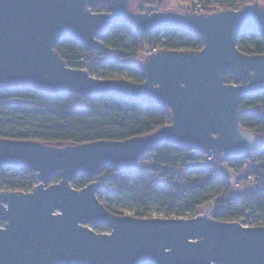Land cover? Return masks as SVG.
<instances>
[{"label": "water", "instance_id": "95a60500", "mask_svg": "<svg viewBox=\"0 0 264 264\" xmlns=\"http://www.w3.org/2000/svg\"><path fill=\"white\" fill-rule=\"evenodd\" d=\"M0 0V85L31 86L50 93L106 95L167 106L170 123L123 140L45 144L0 137V166L34 172L29 192L0 191V264H264V225L190 218L136 217L108 211L98 182L80 189L70 182L96 176L103 166L135 167L160 144L196 152L241 156L261 137L241 127L239 100L264 92V52L245 54L237 38H264V6L212 13L160 10L152 3L135 11L130 0ZM118 20L137 32L174 27L199 36L197 51L160 50L141 63L142 82L97 78L65 65L53 47L72 38L88 50ZM227 71L244 84L223 81ZM57 173L59 181L50 183ZM107 225L97 232L91 226Z\"/></svg>", "mask_w": 264, "mask_h": 264}, {"label": "trees", "instance_id": "16d2710c", "mask_svg": "<svg viewBox=\"0 0 264 264\" xmlns=\"http://www.w3.org/2000/svg\"><path fill=\"white\" fill-rule=\"evenodd\" d=\"M197 1L207 6L217 3L219 9H234L252 0ZM257 1L264 6V0ZM147 3H153V0ZM155 5L160 10H167L161 3ZM177 8L174 10L190 12L189 5ZM90 9L97 13L107 12V0H99L90 5ZM215 11L210 10L211 13ZM99 43L100 47L88 50L74 39L64 38L53 49L68 67L86 70L97 78H122L139 83L144 80L142 60L139 59L141 53L153 49L197 51L203 45L198 35L174 27L137 32L122 20L112 23L99 37ZM236 46L245 54H260L264 52V38L256 32H247L237 38ZM223 81L244 84L246 78L227 71ZM239 104L241 127L259 134L261 144L223 162L234 172H241L242 161L251 160L250 175L257 186L252 194L232 197L229 178L218 162L206 160L202 152L171 143L147 151L132 169L103 166L96 176L90 178L80 174L70 184L80 189L93 180L97 181L98 200L115 214H124L117 207L125 205L132 207L130 215L148 217L147 202L153 199L159 206L157 212L163 210L190 218L199 206L214 201L210 216L215 220L239 222L245 218L253 220L255 225H264V112L261 111L264 110V92L243 95ZM168 123V107L156 103L0 85V137L3 138L55 145L123 140L147 134ZM144 159L149 160L146 172L151 174L150 183L140 175V163ZM58 181L59 175L55 173L50 183ZM35 185L33 171L25 167L0 166V191L29 192ZM91 227L97 232L109 231L107 225Z\"/></svg>", "mask_w": 264, "mask_h": 264}, {"label": "rangeland", "instance_id": "374dc122", "mask_svg": "<svg viewBox=\"0 0 264 264\" xmlns=\"http://www.w3.org/2000/svg\"><path fill=\"white\" fill-rule=\"evenodd\" d=\"M147 1H142V0H130V3L132 4V6L135 8V11H139V9H143L145 4L148 2ZM191 0H153L154 5L158 2L161 3L162 7L167 9V10H171V9H178V6H185V5H189ZM152 3V4H153ZM125 75V74H122ZM264 112V110H261ZM149 163L148 159H144L141 161L140 163V175L143 178V180L146 183H150L151 182V174H149L148 172H146V165ZM218 163L220 164V167L222 168V170L224 171V173L228 176L229 178V182H230V195L234 198H242L245 195H249L252 194L256 189L257 186L255 184L254 181H245L242 182L240 186H235V178H236V173L234 172L233 169L228 166L225 163H221L220 161H218ZM104 203L107 202L106 198H103ZM147 206H148V212L149 213H155L157 212V209L159 208L158 204L156 203V201H154L153 199L147 202ZM215 207V202L214 201H210L207 202L205 204H202L201 206H199L196 209V214H210V212L214 209ZM118 210L124 212V214L130 215L131 211H132V207H127L125 205H121L119 207H117Z\"/></svg>", "mask_w": 264, "mask_h": 264}, {"label": "built area", "instance_id": "2783aa9c", "mask_svg": "<svg viewBox=\"0 0 264 264\" xmlns=\"http://www.w3.org/2000/svg\"><path fill=\"white\" fill-rule=\"evenodd\" d=\"M189 3H190L189 4L190 12H194V13L196 12V13L207 14V13H211L210 10H217V11L221 10V9H219V6L217 3H212L209 6L203 5L201 2H199L197 0H191ZM239 7L236 6L234 9H239ZM156 51L157 50H154V49L153 50H147L145 53H141L139 55V59H141L143 61L149 54L155 53ZM203 157L206 160H213L215 162L220 161L221 163H225L223 161L226 159L221 153H219V154L203 153ZM251 165H252V162L249 159L242 161V171L236 173V178H235V183H234L235 186H240L241 183L245 182V181H252V176L250 175ZM147 215H149L148 217H160V218H189L188 216H179L176 213H166L163 210L155 212V213L147 212ZM196 215H198V214H196V212H195L191 217L196 216ZM208 215L210 216V214H208ZM239 223H241L245 226H255V222L251 219L243 218L239 221Z\"/></svg>", "mask_w": 264, "mask_h": 264}]
</instances>
